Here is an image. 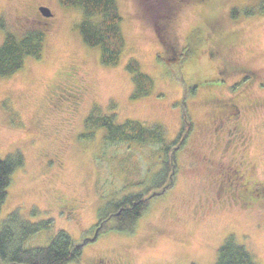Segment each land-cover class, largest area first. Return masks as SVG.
<instances>
[{"label":"rangeland","instance_id":"rangeland-1","mask_svg":"<svg viewBox=\"0 0 264 264\" xmlns=\"http://www.w3.org/2000/svg\"><path fill=\"white\" fill-rule=\"evenodd\" d=\"M118 1L127 45L117 65H106L79 31L81 6L0 0V45L8 32L44 33L40 58L0 76V158L21 153L25 162L0 226L16 211L51 219L27 248L49 245L61 229L88 239L67 264H215L232 238L264 264V0ZM131 58L154 82L138 98ZM72 89L79 99L66 96ZM91 114L160 124L168 144L190 124L174 184L146 194L130 230L115 227L114 203L160 178L165 145L106 141L105 127L87 129ZM103 213L110 218L92 240Z\"/></svg>","mask_w":264,"mask_h":264},{"label":"trees","instance_id":"trees-1","mask_svg":"<svg viewBox=\"0 0 264 264\" xmlns=\"http://www.w3.org/2000/svg\"><path fill=\"white\" fill-rule=\"evenodd\" d=\"M63 2L81 6L85 18L79 25V31H81L84 41L92 47L100 48L102 63L117 65L127 45V40H125L121 29L123 15L119 8V1L63 0ZM94 15L100 17L97 23L90 21ZM43 34L42 30H30L18 37L8 32L5 41L0 45V76L10 75L22 69L27 57L40 58L44 47ZM126 69L132 73V79L135 82L133 97L138 98L148 94L154 82L151 76L142 71L140 62L131 58ZM94 116L95 114L88 115L86 127L88 130L99 128V126L105 127L107 129L106 141H136L142 145L155 142L165 145L166 158L163 169L159 172L161 175L157 176L160 178L145 193H134V195L125 196L119 202L114 203V208L118 212L114 216L112 215L113 218L115 217V227L121 230H130L149 205L150 199L146 194L174 184L179 168L177 153L184 145L190 124H186L184 121V126L178 137L174 142L168 144L165 140L164 129L160 124L147 126L143 122L132 119L116 124L115 114L106 117L96 116V118ZM167 155L170 158H167ZM24 163L21 153L9 154L3 159L0 158V211L7 198V189L10 186L13 172ZM110 215L103 213L100 216L98 223H101V229L99 232L104 230L105 222L110 218ZM99 224L94 225V228L99 227ZM52 226L51 219L32 222L23 219L20 212L10 213L0 226V264H67L79 260L83 246L88 239L78 243L62 229L54 235L49 245L26 247V242L32 235L43 228L50 229ZM219 249L215 264H259L250 251L245 246L236 243L233 238L227 240Z\"/></svg>","mask_w":264,"mask_h":264},{"label":"flooded vegetation","instance_id":"flooded-vegetation-1","mask_svg":"<svg viewBox=\"0 0 264 264\" xmlns=\"http://www.w3.org/2000/svg\"><path fill=\"white\" fill-rule=\"evenodd\" d=\"M73 91L72 92H69V93H67L66 94V96L69 98V99H79V96L80 95H82V91L81 90H79V89H72ZM227 105V104H226ZM225 105V106H226ZM234 172H236V170H234ZM101 229V223L99 224V227H97L95 230V232H94V238L92 239V240H94V239H96L97 237H98V235L96 236V234L99 232V230ZM90 240V239H89ZM97 262L98 263H100V264H111V260H110V258L109 257H103V258H99L98 260H97Z\"/></svg>","mask_w":264,"mask_h":264},{"label":"water","instance_id":"water-1","mask_svg":"<svg viewBox=\"0 0 264 264\" xmlns=\"http://www.w3.org/2000/svg\"><path fill=\"white\" fill-rule=\"evenodd\" d=\"M41 11L44 12V14H45L46 16H51V14H52V13L50 12L49 8L44 7V6L41 7ZM156 194H159V193H158V192L153 193V195H156ZM96 236H97V234H96Z\"/></svg>","mask_w":264,"mask_h":264}]
</instances>
